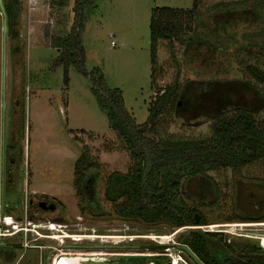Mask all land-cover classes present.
Segmentation results:
<instances>
[{
  "label": "rangeland",
  "instance_id": "obj_1",
  "mask_svg": "<svg viewBox=\"0 0 264 264\" xmlns=\"http://www.w3.org/2000/svg\"><path fill=\"white\" fill-rule=\"evenodd\" d=\"M235 1L240 0H197L196 17L190 22L193 31L185 30L170 42L158 41L151 83L152 8L187 9L193 0H92L83 9L85 24L81 39L85 68L89 71L98 67L107 86L121 90L124 106L138 124L148 116L155 89L176 81L175 99L166 106L148 135L153 138L208 136L212 118L220 112H231L237 106L254 110L264 103L259 92L264 90V85L255 83L242 65L249 54L244 48L249 42L247 35L258 30L247 24L242 11H228L222 5ZM72 3L73 0H20L17 25L20 59H11L6 37L4 89L0 14V165L8 151L15 157L13 183L9 192L2 193L7 210L4 215L17 220L14 223L18 227L25 226L27 220L17 216L24 214L31 192H36L39 200L45 194L46 203H52L53 207L40 211L39 219L27 227L52 233L57 231L41 225L55 222L62 224L61 228L68 234H91L92 238H88L91 240L96 235H118L117 244L103 238L86 242L85 238L77 240L73 236L64 240L68 244L119 245L115 248L61 247L77 253L85 250L107 253L102 256L108 259H103L107 264H118V260L109 256L112 252H117V257L165 255L164 260L169 264H194L176 246L179 233L189 230L221 232L227 243L231 240L255 243L253 238L244 236L248 232L245 226L235 223H252L257 220L241 217L264 213V159L234 170L218 168L203 176L187 179L181 176L176 202L181 199L183 205L198 208L205 215L206 225L176 227L168 220L145 224L116 215L115 204L104 198L105 180L112 171L127 172L132 159L108 127L106 115L91 92L90 80L70 66L65 85L62 67L53 66L58 39L71 24ZM260 4L258 9L263 16L260 25L264 28V0ZM252 39L263 43L264 35ZM256 56V63L252 58L250 63L264 69V53L258 52ZM245 80L257 88L247 85ZM256 117L264 118V108ZM84 151L88 152L92 166L82 169L84 178L78 192L74 186V162ZM181 169L182 166L180 172ZM3 171L4 167L0 176ZM6 187L3 179L2 189ZM3 228L5 233L13 230L7 224ZM27 236L32 242L31 234ZM6 240L12 243L0 247V264H41L44 248L20 246L16 244L15 234ZM48 240L57 243L53 238ZM147 244L165 247L123 246Z\"/></svg>",
  "mask_w": 264,
  "mask_h": 264
},
{
  "label": "trees",
  "instance_id": "obj_2",
  "mask_svg": "<svg viewBox=\"0 0 264 264\" xmlns=\"http://www.w3.org/2000/svg\"><path fill=\"white\" fill-rule=\"evenodd\" d=\"M92 3V0H73L71 24L68 31L58 39V54L53 66L62 67L65 85L68 83L70 66L90 80L91 92L106 115L108 127L116 133L132 159V165L127 172L112 171L106 177L104 198L115 204V213L121 219L138 220L145 224L168 220L176 227L206 225L205 215L198 208L183 205L181 199L176 202L182 186L179 179L183 175L186 176L185 179L203 176L209 170L218 168L234 170L264 159V118L256 117V113L264 108V103L254 110L237 106L231 112H220L212 118L210 133L205 137H150L148 133L153 131L166 106L176 97V81L172 85L155 89L156 94L149 104L146 120L136 123L124 106L121 90L108 87L98 67L89 71L85 68V51L81 39L85 24L83 9ZM260 3L261 0H240L222 5L228 7V11H242L243 17L247 18V24L256 26L258 31L253 30L247 35L249 42L244 48L249 54L242 65L255 83L264 85V69L250 63V58L254 62L257 60L256 53H264V39L263 43L253 42L252 39L254 36L264 35V28L260 25L263 18L258 9ZM2 5L6 17L10 57L19 61L17 25L20 0H2ZM197 7V0H193L192 6L187 9L152 8L149 20L151 83L154 80L158 41L170 42L185 30L193 31L190 22L196 17ZM227 22L229 25L230 22ZM244 82L257 88L249 80ZM259 92L264 98V90ZM91 166L88 152H82L75 160L76 191L80 192L83 182L82 169ZM180 166L183 167L182 172L179 170ZM174 167L177 168L176 171H172ZM241 218L262 221L264 213ZM184 232L179 233L177 246H187L203 264H264V249L257 243L233 240L227 243L221 232ZM164 256L129 255L119 257L118 264H169Z\"/></svg>",
  "mask_w": 264,
  "mask_h": 264
},
{
  "label": "flooded vegetation",
  "instance_id": "obj_3",
  "mask_svg": "<svg viewBox=\"0 0 264 264\" xmlns=\"http://www.w3.org/2000/svg\"><path fill=\"white\" fill-rule=\"evenodd\" d=\"M14 155L8 151L4 156H3V160H1V165H0V169L2 171L3 167H4V171L3 173H1L0 176V217L4 216V214L6 213V209H5V205H4V200H3V196L2 193L4 191L9 192V188L12 182V177L14 179V167H15V160H14ZM3 162V164H2ZM6 179L7 182V187L6 190L2 189V180ZM2 192V193H1ZM33 195H31L32 197L30 199H28L25 204L24 207V214L22 215H18V218H23L24 220H27V222L32 223L33 221H37L40 217V211L42 210H46L50 207H53L52 203H46L47 200V196L45 194H42V199L43 200H39L38 198H36L38 195L36 192L32 191L31 192ZM27 205H29V209L27 208ZM17 206V205H16ZM19 220V219H18ZM17 221V220H16ZM27 222L25 223V226L20 225L19 227L23 228L26 226H30L27 224ZM3 226V225H2ZM34 227H38V224H34ZM3 230L0 231V247H5L8 244H11L12 242L7 241L6 239L8 238V236H10V234L4 233L3 231L5 230L4 228H2ZM27 230L31 233H27V232H23V233H19L22 230H18L15 233V236L18 239V243L20 246H22L24 244V242L28 241V234H31V240L32 242L28 241V244H31L30 246H34V247H38V248H44V250L42 251V256H41V264H58L59 260L54 259L57 255H59L61 252V250L59 248H57L56 243H53L51 241L48 240V237L45 236L44 233H40L38 230H36L35 228H29L27 227ZM65 231V230H64ZM12 232V231H10ZM13 234V232H12ZM73 235H78L77 237H80L79 239L77 238V240H83L81 238H85L84 240H86V242L88 241H95L96 239H98L100 241L99 237H94L93 240L88 239V238H92V237H86V236H90L91 234H74ZM96 235V234H95ZM64 245H70L68 243H64ZM80 245H99L97 243H83ZM81 248L84 249H96V247H88V246H81ZM65 251V257L64 259H74L75 261H72V264H107V263H103V259H106L105 261H108L107 258L102 257L105 256V254L107 253H103V252H99L98 250H85L83 252H70L67 250ZM111 255L109 256H113L111 258H115L116 260H119L118 253L117 252H112L110 253ZM116 256V257H115ZM118 262V261H116Z\"/></svg>",
  "mask_w": 264,
  "mask_h": 264
},
{
  "label": "built area",
  "instance_id": "obj_4",
  "mask_svg": "<svg viewBox=\"0 0 264 264\" xmlns=\"http://www.w3.org/2000/svg\"><path fill=\"white\" fill-rule=\"evenodd\" d=\"M111 44L113 45L114 43L111 42ZM8 220L10 221L9 223ZM16 220L13 219L11 216L9 215H4L0 217V231H2L3 229V224H7L9 226H12L13 230V234H15L18 230H24L25 232H28L27 230V226L26 227H18L16 223H14ZM28 225H30V222H27ZM245 225V229L246 231H248L247 233L244 234L245 237L248 238H253L255 240V243H257V245L264 249V220L262 221H254L252 223H243ZM42 228H47L48 230H55L57 232H52V233H45V236L48 238H53L54 240H57L56 246L57 248H59L61 250V247H64V240L66 238L69 237H73L75 235L73 234H68L64 231V229L61 228L62 224L60 223H55V222H47L41 225ZM58 226V228H57ZM4 232V231H3ZM12 232L7 233V234H12ZM5 233V232H4ZM78 235H76L75 238H80L77 237ZM101 236V235H99ZM111 236H118V235H111ZM101 240V237H99ZM110 242L117 244V240L115 239V241H112V237L110 238ZM24 246H29L31 244H28V241L24 242L23 244ZM62 253H60L59 255H57L54 259H57L60 261L61 259H64L65 255V251L61 250Z\"/></svg>",
  "mask_w": 264,
  "mask_h": 264
},
{
  "label": "water",
  "instance_id": "obj_5",
  "mask_svg": "<svg viewBox=\"0 0 264 264\" xmlns=\"http://www.w3.org/2000/svg\"><path fill=\"white\" fill-rule=\"evenodd\" d=\"M0 14L2 16V41H3V54H2V89H4V78H5V58H6V53H5V45H6V36H7V24H6V17L4 14L3 10V5H2V0H0ZM2 193V192H1ZM81 246H90V247H118L119 245H114V244H99V245H79V244H70V245H64V247L67 248H77ZM123 246H131V247H140V248H164L165 245H156V244H147V245H123ZM177 246V245H176ZM169 247V246H168ZM167 247V248H168ZM178 247V246H177ZM179 248V247H178ZM182 250L185 251V253L194 261L196 264H203L198 257L187 247V246H181Z\"/></svg>",
  "mask_w": 264,
  "mask_h": 264
},
{
  "label": "bare ground",
  "instance_id": "obj_6",
  "mask_svg": "<svg viewBox=\"0 0 264 264\" xmlns=\"http://www.w3.org/2000/svg\"><path fill=\"white\" fill-rule=\"evenodd\" d=\"M10 221L8 220V222L7 223H9ZM243 225H245V224H243V223H235V226H243ZM216 226H218V225H216ZM92 235H90V236H86V237H91ZM94 236V235H93ZM72 237V236H71ZM96 237H101V238H103V239H110L111 237H112V241L113 240H120V236L119 237H116V236H99V235H96ZM168 249V248H167ZM169 251H172V250H169ZM69 260V262L72 264V261H75L74 259H68Z\"/></svg>",
  "mask_w": 264,
  "mask_h": 264
},
{
  "label": "crops",
  "instance_id": "obj_7",
  "mask_svg": "<svg viewBox=\"0 0 264 264\" xmlns=\"http://www.w3.org/2000/svg\"><path fill=\"white\" fill-rule=\"evenodd\" d=\"M58 264H71L70 262H69V260L67 259V262H58Z\"/></svg>",
  "mask_w": 264,
  "mask_h": 264
}]
</instances>
